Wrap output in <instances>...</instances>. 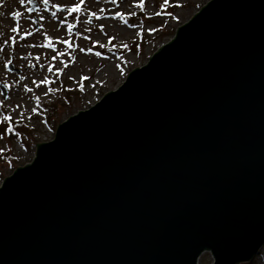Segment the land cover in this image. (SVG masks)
Instances as JSON below:
<instances>
[{
	"label": "water",
	"instance_id": "1",
	"mask_svg": "<svg viewBox=\"0 0 264 264\" xmlns=\"http://www.w3.org/2000/svg\"><path fill=\"white\" fill-rule=\"evenodd\" d=\"M36 148L0 187V264L249 263L264 252V0L209 1Z\"/></svg>",
	"mask_w": 264,
	"mask_h": 264
},
{
	"label": "rangeland",
	"instance_id": "2",
	"mask_svg": "<svg viewBox=\"0 0 264 264\" xmlns=\"http://www.w3.org/2000/svg\"><path fill=\"white\" fill-rule=\"evenodd\" d=\"M209 1L211 0H169V4L161 8L163 0H144L146 7L141 11L134 6L139 4L140 0H118L119 8L111 3H105L103 0L99 3H97V0H86L85 9L96 11L99 15L101 14L99 9L106 5L114 13L116 11L124 13L128 24L142 25V28L128 27L123 20L118 18L112 19L111 26L107 29L103 27V31L100 28V20L93 18L90 25L80 23L73 30L71 35L72 42L74 45H79V47L85 49L92 48V53H81L77 48L72 52L76 62L71 63V57L67 55L52 61L51 57L55 53L51 49L27 47L29 44L40 45L46 43L47 41L43 36V33L46 32L53 38L58 50L70 51L66 45L55 42V39L69 38L66 27H60L56 20L50 18L49 13L41 12L40 15L45 16V20L42 22L44 27L41 32L37 33L36 27L38 25L31 24L28 19L29 16L36 18L37 14L24 12V9L19 7L17 0H6L5 6L0 8V11L5 13L3 17H0V25H3L0 30L5 33V37L14 35L9 32V27L14 25L9 13L15 10L24 12V16L19 20L22 26L21 35H23L24 31H31L33 35L26 37L24 40L18 38L17 44L13 48L7 49L14 56L13 64L9 65V68L11 69L12 67V69L11 72H8L0 67V80L6 79L8 83L18 81V83L11 90L4 89L0 85V91L4 92V94L6 93L5 96L10 97L9 100L5 101V108L2 111L4 114H8L10 107H15L17 103H20L29 110L26 115L32 114L30 110L35 107V101L30 99V97L35 95L41 97V110H38L39 114H32L33 119L31 121L25 120L23 122L24 125H27L26 127L30 132L28 137L20 133L19 137L7 135L3 140H0V149H3V151H0V187L4 179L10 176L16 168L25 166L35 159L37 145L53 140L57 127L61 123L71 116L91 108L108 92L118 89L132 70L145 66L163 45L174 39L176 31L190 21ZM51 2L71 5L75 0H51ZM38 7L43 8V5L38 3ZM157 11L161 12L160 16L154 15ZM132 12H135L136 15H129ZM58 15L63 18V15L66 14ZM81 19L84 20L86 17L82 16ZM68 21L72 22L73 18L68 17ZM89 27L92 31H85ZM118 29L124 30V33L122 34ZM149 29H156V31H149ZM77 32L80 33L79 36L75 35ZM138 32L141 33L140 36L137 35ZM58 33H61V37H58ZM84 36L89 37V39L85 40ZM112 36L116 37L113 41L117 45L116 48L108 44V38ZM94 43L95 47L93 46ZM123 43H127L129 47L127 49L119 47ZM99 44L106 46L101 48ZM96 51L101 52L102 55L96 57L94 55ZM28 53L32 54L28 60L20 59L22 56H27ZM37 56L40 57L39 61L34 59ZM61 60L68 62L69 67L64 69L63 74L57 79L52 73L47 72V65L51 63L57 68H63V64L60 63ZM41 63L45 65L43 70L39 68ZM30 64H36L37 67L33 69L29 67ZM116 65H120L123 71L118 70ZM21 75L27 77V79L19 81V76ZM45 75L50 80H54L55 83L36 88L31 81L33 79L39 80ZM82 75L90 77L89 80L83 82L85 86L83 92L79 90L75 81L68 79L69 76H73L79 80ZM61 82L63 83V89L55 95L47 97L43 95L48 87L59 88ZM24 84L32 87L34 89L33 93H25L23 91ZM93 84H95V87H92ZM67 89H72V91ZM2 99L3 97L0 96V100ZM21 110L23 109H18L17 113H11L14 119L17 118V114ZM3 131L4 127L0 126V133H3ZM199 264H213L211 253H203ZM244 264H264V252L254 257L249 263Z\"/></svg>",
	"mask_w": 264,
	"mask_h": 264
},
{
	"label": "snow or ice",
	"instance_id": "3",
	"mask_svg": "<svg viewBox=\"0 0 264 264\" xmlns=\"http://www.w3.org/2000/svg\"><path fill=\"white\" fill-rule=\"evenodd\" d=\"M35 2H38L39 4L43 5V8L37 7L35 6ZM101 2V0H97V3ZM103 2L105 3H111L113 5H116L117 8L120 7V4L118 3V0H103ZM6 0H0V8H3L5 6ZM17 3L19 5L20 8L24 9V12H27L29 14L31 13H35L36 18H32L31 16L28 17V19L31 21V24L33 25H38L36 27V32L39 33L41 32V30L44 27V24L42 23L45 20V16L44 15H40L41 12H45V13H49L50 18L53 20H56L58 22V24L60 25V27H66V32L67 34H69V38L68 39H60L57 40L56 43H62L64 45L67 46V49L70 51H60L58 50L53 43V38L51 36H49L46 32L43 33L44 39L47 41L46 43L40 44V45H36V44H29L27 45V47H31V48H35V47H41V48H48L51 49L55 55H53L51 57L52 61H56L59 57H64V56H70L71 57V63H75V57L72 56V52L75 51L77 48L79 49V51L81 53H92V48H83V47H79V45H74V43L72 42L71 39V35L73 34V30L77 28V26L80 23H85V24H91L93 18L96 20H100L102 19V17L100 15L97 14L96 11H91L90 9H85V4H86V0H75L74 3H72L71 5L67 4V3H53L51 2V0H17ZM169 4V0H163V4L161 5V8H164L165 6H167ZM135 7H138L141 11H143L146 7L144 0H140L139 4L134 5ZM51 9V11H49ZM24 12H21L19 10H15V11H11L9 13V16L11 17V19L14 21V25L9 27V32L14 34V35H8L7 37H5V33L0 30V67H2L3 70L11 72V69L9 68V65L13 64V54L9 53L7 51L8 48H13L14 45L17 44V40L18 38L20 40H24L26 39V37L32 36L33 32L31 31H24L23 35H21V31H22V26L19 23L20 18H22L24 16ZM100 13H104L105 9L104 8H100L99 9ZM58 14H66L63 15V18H61V15ZM5 15L4 12L0 11V17H3ZM129 15L135 16L136 13L132 12L129 13ZM155 16H160L161 12L157 11L154 13ZM169 15H171L169 13ZM86 17V19L82 20L81 17ZM68 17H72L73 21L69 22L68 21ZM120 19L123 20L124 23L128 26V27H141L142 25H133V24H128V21L125 19V15L124 13L120 12V11H116L114 16L112 17V19ZM3 25H0V29H2ZM101 31H103V25L100 26ZM85 31L87 32H91L92 29L86 28ZM149 31H156V29H149ZM75 35L79 36L80 33L77 32L75 33ZM105 35H107L105 33ZM138 36L141 35L140 32L137 33ZM85 40L89 39V37L84 36L83 37ZM116 39L115 36L109 37L108 38V44H111L113 48H116L117 45L113 43V41ZM98 43V42H97ZM94 47L96 46L95 43L93 45ZM106 45L104 44H99V47L104 48ZM119 47L121 48H125L127 49L129 46L127 43H123L121 45H119ZM94 55L96 57H100L102 54L99 51H96L94 53ZM32 54L28 53L27 56H22L20 57V59L23 60H28L29 57H31ZM107 58V57H105ZM35 60L39 61L40 57L37 56L34 58ZM61 64H63V68H57L55 65L49 63L47 65V72L48 73H52L57 79H59V77L63 74L64 69H67L69 67V63L68 62H64L63 60L60 61ZM29 67L35 69L37 67L36 64H30ZM117 69L120 70L121 72L123 71V69L120 68V65H116ZM39 68L41 70H43L45 68L44 64H39ZM55 68V71H54ZM27 77L21 75L19 76V81H24L26 80ZM69 80H73L77 83L79 90L81 92L84 91V81H87L90 79L89 76L87 75H82L80 76L79 80H77L75 77L73 76H69L68 77ZM32 84L35 85L36 88H40L42 85H50L55 83L54 80H50L48 78V76H43L41 79L39 80H35L33 79ZM18 83V81H13L12 83H8L7 80H0V85L3 86L4 89H8L11 90L13 88L14 85H16ZM97 83H99V81H97ZM92 87H95V84L92 85ZM61 89H63V83L61 82V85L59 88H52V87H48L47 90L43 93V95L45 97L49 96V95H55L58 91H60ZM68 91H72V89H67ZM23 91L25 93H33L34 89L32 87H29L27 84L23 85ZM0 96L3 97L2 100H0V126L4 127V131L3 133H0V140H3L5 138V136L7 135H15L17 137L20 136V133L17 132L15 130L14 126H19L22 125L23 122L25 120L27 121H31L33 119L32 114H39L38 110H41V97L39 95H35L34 97H30V99H34L35 101V107H32L30 112L32 114H28L26 115V112H28L29 110L27 108H25L22 104L17 103L15 105V107H10V111L8 114H4V112L2 111L5 108V101L9 100L10 97L9 96H5L4 92L0 91ZM18 109H23L21 111L18 112L17 114V118L14 119L13 115L11 113H17ZM46 111V109H44ZM27 126V125H25ZM26 150V149H25ZM0 151H3V149H0Z\"/></svg>",
	"mask_w": 264,
	"mask_h": 264
},
{
	"label": "bare ground",
	"instance_id": "4",
	"mask_svg": "<svg viewBox=\"0 0 264 264\" xmlns=\"http://www.w3.org/2000/svg\"><path fill=\"white\" fill-rule=\"evenodd\" d=\"M102 8H104L105 9V12L104 13H101V14H99L101 17H102V19H100V25H103V27L104 28H108L109 26H111V24H112V17L114 16V12L111 10V9H109V8H107L106 7V5H103L102 6ZM49 21V20H48ZM47 21V22H48ZM50 22V21H49ZM119 30V29H118ZM122 34L124 33V30H122V29H120L119 30ZM58 37H61V33H58ZM57 40L55 39V42H56ZM54 43V42H53ZM54 46L56 47V44L54 43ZM57 48V47H56ZM85 55V54H84ZM212 255V254H211ZM202 256V255H201ZM200 256V257H201ZM213 257V256H212ZM213 261H214V259H213Z\"/></svg>",
	"mask_w": 264,
	"mask_h": 264
},
{
	"label": "trees",
	"instance_id": "5",
	"mask_svg": "<svg viewBox=\"0 0 264 264\" xmlns=\"http://www.w3.org/2000/svg\"><path fill=\"white\" fill-rule=\"evenodd\" d=\"M14 127L17 132L24 134L26 137L30 135L28 128L24 124L19 125V126H14Z\"/></svg>",
	"mask_w": 264,
	"mask_h": 264
},
{
	"label": "flooded vegetation",
	"instance_id": "6",
	"mask_svg": "<svg viewBox=\"0 0 264 264\" xmlns=\"http://www.w3.org/2000/svg\"><path fill=\"white\" fill-rule=\"evenodd\" d=\"M35 5L38 7V3L37 2H35Z\"/></svg>",
	"mask_w": 264,
	"mask_h": 264
}]
</instances>
